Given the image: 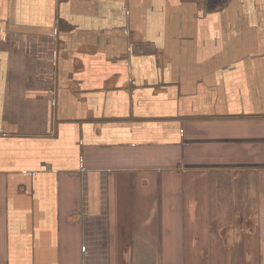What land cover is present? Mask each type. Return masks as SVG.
Here are the masks:
<instances>
[{"label":"crops","instance_id":"0c3cea01","mask_svg":"<svg viewBox=\"0 0 264 264\" xmlns=\"http://www.w3.org/2000/svg\"><path fill=\"white\" fill-rule=\"evenodd\" d=\"M0 264H264V0H0Z\"/></svg>","mask_w":264,"mask_h":264}]
</instances>
